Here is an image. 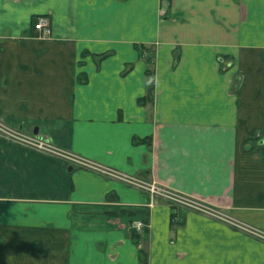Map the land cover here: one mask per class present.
<instances>
[{"label":"crops","instance_id":"0c3cea01","mask_svg":"<svg viewBox=\"0 0 264 264\" xmlns=\"http://www.w3.org/2000/svg\"><path fill=\"white\" fill-rule=\"evenodd\" d=\"M0 119L264 231V0H0ZM170 204L0 135V264H264Z\"/></svg>","mask_w":264,"mask_h":264},{"label":"built area","instance_id":"2783aa9c","mask_svg":"<svg viewBox=\"0 0 264 264\" xmlns=\"http://www.w3.org/2000/svg\"><path fill=\"white\" fill-rule=\"evenodd\" d=\"M34 29L37 32L43 33L44 36H50L52 34V28H51L50 20L48 19V17H45V16H41V17L37 18V21L34 25ZM0 135L9 139V140L18 142L22 145H25L29 148L61 157L62 159H65L68 162L73 163L80 168H85V169H90V170H95V171H99L102 173H106L108 175H111V176L123 179L127 182H130L132 185H135L137 187L144 188V189H148V188L152 189L154 191V193H156L155 189L158 186L156 184L146 183L145 181L140 180L137 177H133V176H130V175H127L124 173H119L117 171L115 172L111 169H106V168L100 166L99 164H97L93 161H90L89 159H86L82 156H79L77 154H74V153H71V152H68L66 150L61 149L60 147L56 146L51 141L41 139L38 136H35L33 134L25 133L21 129L14 128V127L8 125L7 123H5L1 119H0ZM160 190H161V187H160ZM160 190H159V192H157L158 195L163 194L162 191H160ZM166 190L169 191V189H166ZM166 194H169L168 198L172 199L171 201L177 202L179 206L180 205H187L188 207H192L194 210H197V209L200 210V208H198V207L201 205L202 201H198V200L193 199L191 197H187L185 195H182V194L175 192V191H172V190H170ZM162 196L165 197V194ZM205 214H206V212H205ZM218 218L222 219L223 221H225L228 224H231L232 226H235L237 228L250 230L252 234L257 235V237H260L262 240H264V233H261V232L257 231V229H255V228L253 229L252 227H249V226L235 220L231 216L224 215V216H218ZM143 225L144 224L142 222H138L136 224L138 229L143 227Z\"/></svg>","mask_w":264,"mask_h":264},{"label":"rangeland","instance_id":"374dc122","mask_svg":"<svg viewBox=\"0 0 264 264\" xmlns=\"http://www.w3.org/2000/svg\"><path fill=\"white\" fill-rule=\"evenodd\" d=\"M142 189H144V188H142ZM145 190H147L150 193L151 197H155L156 196V199L163 200V201L167 202L168 204L171 203L170 206H172V207H179V208H182L183 210H186V211H193V212H196V213L204 214L209 219L215 220V221L220 222L222 224H224V223L228 224L227 222H225L222 219L218 218V216H224L226 214L228 216L231 215L230 213L226 212L225 210H223L221 208H218L216 206H213V205H210L208 203H205V202L203 203L202 202L203 204L201 203V205L198 207V208H200V210L199 209L194 210L192 207H188L187 205H180L179 206L177 202L171 201L172 199L168 198L169 194H166L170 190L168 191V190H166V188L164 189V187H161V190H160V186H157V188L155 189L156 193H154V191L152 189H149V188L145 189ZM159 190L162 191V193H163L162 195L165 194V197L162 196V195H158L157 192H159ZM205 212H206V214H205ZM242 223L247 225L246 223H244V221H242ZM228 225L232 226L231 224H228Z\"/></svg>","mask_w":264,"mask_h":264},{"label":"flooded vegetation","instance_id":"af4514ba","mask_svg":"<svg viewBox=\"0 0 264 264\" xmlns=\"http://www.w3.org/2000/svg\"><path fill=\"white\" fill-rule=\"evenodd\" d=\"M43 16L48 17V19L50 20V23L52 24V21H51V19H50L49 16H46V15H43ZM39 17H41V16H39ZM39 17H38V18H39ZM42 34H43V33H42ZM43 36H44V35H43ZM44 37H45V36H44ZM226 215H227V214H226ZM230 216L233 217L235 220H237V221H239V222L242 223V220H240V219H238V218H236V217H234V216H232V215H230ZM244 223H246V222H244ZM224 224H225V223H224ZM246 224H247V226L252 227L253 229H254V228L257 229V231H259V232H261V233H264L263 230L258 229L257 227H255V226H253V225H251V224H249V223H246ZM225 225H228V224H225ZM228 226H229V225H228ZM230 227H232V228H234V229H236V230H238V231L244 232V233H246V234H249V235H251L252 237H254V238L258 239V240H262L260 237H257V235L252 234L250 230L237 228V227H235V226H230ZM263 241H264V240H263Z\"/></svg>","mask_w":264,"mask_h":264},{"label":"trees","instance_id":"16d2710c","mask_svg":"<svg viewBox=\"0 0 264 264\" xmlns=\"http://www.w3.org/2000/svg\"><path fill=\"white\" fill-rule=\"evenodd\" d=\"M143 256H144V263L143 264H148V262H147V256L145 254Z\"/></svg>","mask_w":264,"mask_h":264}]
</instances>
